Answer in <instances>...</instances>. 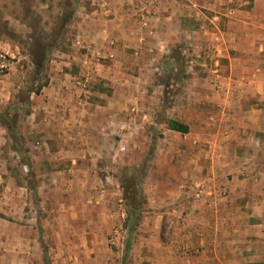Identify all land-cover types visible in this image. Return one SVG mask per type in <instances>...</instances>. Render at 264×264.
I'll list each match as a JSON object with an SVG mask.
<instances>
[{
  "label": "crops",
  "instance_id": "crops-1",
  "mask_svg": "<svg viewBox=\"0 0 264 264\" xmlns=\"http://www.w3.org/2000/svg\"><path fill=\"white\" fill-rule=\"evenodd\" d=\"M71 1L70 44L80 48L75 45L80 41L87 53L81 57L61 53L66 61L55 66L49 82L29 92L19 132L30 148L28 155L36 152L46 162L70 163L65 170L44 175L70 178L69 186L77 185L81 194L105 197L91 202L110 209L111 188L103 182L96 186L95 180L116 179V171L125 172L126 163L141 162L138 136L146 139L147 127L159 128L155 167L147 180L196 178L200 181L191 188L202 187L205 194L188 203L181 188L142 191L145 201L135 217L142 233L131 242L137 264H264V25L261 30L232 26L228 32H204L219 52L234 50L226 56L229 87L223 92L198 89L193 92L200 100L196 105L188 92H182L181 109L202 116L198 119L202 124L213 109L216 117L210 118L223 126L179 122L188 127L182 133L168 125L176 120H167L166 126H144L141 118L151 115V106L142 102L148 91L137 87L141 76L134 74L149 63L146 58L158 64L178 38H189L192 33L184 25L188 6L176 9L173 0ZM234 15L227 11L225 16L231 22ZM70 59L78 61L80 75L95 80V87L87 91L74 87L67 68H62L71 65ZM10 77L0 84L1 103L8 104L15 93ZM197 81L205 86L206 81ZM158 163L169 169H159ZM221 188L225 197L212 196ZM159 193L167 198L153 199ZM28 249L22 254L0 252V264L28 259Z\"/></svg>",
  "mask_w": 264,
  "mask_h": 264
},
{
  "label": "rangeland",
  "instance_id": "rangeland-1",
  "mask_svg": "<svg viewBox=\"0 0 264 264\" xmlns=\"http://www.w3.org/2000/svg\"><path fill=\"white\" fill-rule=\"evenodd\" d=\"M173 2L179 10L181 5L188 6L190 15L184 20V25L185 31L192 34L189 38L182 35L183 41L178 38L169 54L158 59V64L146 58L150 61L141 74H134L141 76L137 87L148 91L147 98L142 102L151 106V115L141 118L143 125L166 126L167 120H176L191 126H223L210 118L216 117L213 109L207 115L206 124L198 120L202 116L181 109L185 102L181 93L188 92L190 100L196 105L200 100L193 92L200 88L205 92L228 90L229 59L226 56L234 50L228 48L219 52L210 45L209 33L204 32H228L232 26L261 30L264 25V0ZM72 11L71 0H0V48L15 52L16 57L8 73L14 80L12 88L15 93L11 92L13 98L8 104L0 102L1 256L13 254V250L22 254V250L29 248V258H18L13 264H137L131 242L135 234L142 232L136 227H125L126 213L122 215V211L132 203L136 207L142 200L145 201L142 195L144 189L153 192L157 188L163 193L181 188L184 199L191 203L192 188L200 180L153 177L147 180L150 170L155 167L153 150L157 149L162 136L161 129L154 127H147L146 139L138 136L143 152L141 162L135 165L133 162L126 163V167L122 165L126 171L119 174L116 171V179L95 180L96 186L103 182L104 187L111 188L109 197L114 203L110 209L91 202L92 198L98 197L96 193L91 197L81 194L77 185L69 186L67 181L70 178L56 179L44 175L52 169L65 170L70 163L46 162L36 152L28 155L30 148L19 132L26 112L23 103L29 92L49 82V75L56 71L55 66L60 61H66L61 53L75 57L87 53L85 49L74 48L70 44L67 17ZM227 11H235L231 21L233 25L225 16ZM41 60L43 62H39ZM69 61L71 65H63L62 68H67L66 74L73 83V78L82 75L79 74L78 61ZM101 61L96 63L105 65ZM34 63H41L39 69H35ZM157 65L158 69L155 68ZM239 70H242L241 74H246L245 67ZM196 81H206L205 86H198ZM95 86V80H92L84 90ZM103 90L108 89L103 87ZM149 93L151 98H148ZM157 166L163 171L169 169L163 163ZM163 196L167 198L160 193L158 198L155 195L152 197L159 200ZM99 197L101 202L104 201L105 197ZM25 243L29 246H23Z\"/></svg>",
  "mask_w": 264,
  "mask_h": 264
},
{
  "label": "built area",
  "instance_id": "built-area-1",
  "mask_svg": "<svg viewBox=\"0 0 264 264\" xmlns=\"http://www.w3.org/2000/svg\"><path fill=\"white\" fill-rule=\"evenodd\" d=\"M76 46H79L81 48V43L80 41L75 42ZM15 56L10 54L9 52L0 50V84L2 80L8 75V73L11 70V66L14 63ZM96 58L99 59L101 58L100 55L97 53ZM97 62V61H96ZM99 62V61H98ZM92 77L90 75H83L81 77H76L74 78L73 85L76 88L79 89H84L86 84L92 81ZM205 191L202 187H198L193 192L191 193V197L193 200H200L204 197ZM226 192L224 189H220L218 192L215 194H212V196H215L217 198L225 197ZM122 202V200H120ZM125 214V211H122V215Z\"/></svg>",
  "mask_w": 264,
  "mask_h": 264
},
{
  "label": "trees",
  "instance_id": "trees-1",
  "mask_svg": "<svg viewBox=\"0 0 264 264\" xmlns=\"http://www.w3.org/2000/svg\"><path fill=\"white\" fill-rule=\"evenodd\" d=\"M44 53H46V50H44ZM39 62H43V61L41 60ZM40 64L38 65V63H34L35 69H39ZM168 125L171 129L180 131L182 133H186L188 131V127L186 125L181 124L177 121H170ZM7 130H8V126H7ZM143 203H144V200H142V203H139V206L134 207V203L127 206V209L125 210L126 219L124 222V225L126 228L134 229L138 225L139 219L135 217H136V214L141 209L140 207L143 205Z\"/></svg>",
  "mask_w": 264,
  "mask_h": 264
}]
</instances>
